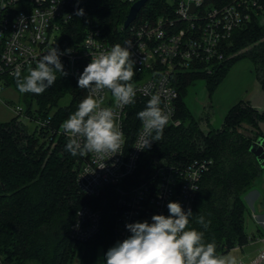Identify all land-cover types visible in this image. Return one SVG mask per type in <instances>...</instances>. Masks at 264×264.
<instances>
[{"label": "trees", "instance_id": "1", "mask_svg": "<svg viewBox=\"0 0 264 264\" xmlns=\"http://www.w3.org/2000/svg\"><path fill=\"white\" fill-rule=\"evenodd\" d=\"M163 5V0H150L141 13L158 14ZM81 8L85 16L78 17L75 26L82 33L93 24L114 34L129 13L125 0H85ZM227 53L228 58L212 74L197 69L177 73L176 118L180 124L169 122L163 139L142 153L135 175L139 179L152 174L159 165L205 160L208 169L200 183L190 227L205 231V240L215 242L218 254L250 240L245 230L248 206L244 194L264 173L250 150L263 136L264 109L240 101L230 108L221 128H213L209 118L204 128L186 97L199 79L207 82L212 93L230 66L243 58L253 63L264 90V18L256 17L236 29ZM64 70L67 75L57 73L55 84L43 94L21 93L25 115L31 120L50 118L47 125L36 124V130L30 132L21 117L0 121V264H73L76 259L77 264H94L99 248L105 254L116 243L110 202L99 203L103 223L95 236L79 242L70 234L78 209L91 200L77 185L78 171L87 157H74L65 151L67 137L60 126L77 109L87 90L80 89L78 79ZM27 74L28 70L21 76ZM6 85L17 89L16 76L7 77ZM66 97L70 100L64 104ZM141 110L138 103L131 106L134 133L140 127L137 113ZM197 216L210 222L207 230L196 223Z\"/></svg>", "mask_w": 264, "mask_h": 264}, {"label": "built area", "instance_id": "2", "mask_svg": "<svg viewBox=\"0 0 264 264\" xmlns=\"http://www.w3.org/2000/svg\"><path fill=\"white\" fill-rule=\"evenodd\" d=\"M84 1L0 0V91L7 77L15 76L17 70L21 74L34 68L39 57L53 45L64 53L60 57L63 66L78 79L90 63V54L115 44L124 46L130 41L132 59L136 62L135 103L143 110L150 99L142 90L161 93L172 113L170 122L178 125L177 73L194 69L214 73L228 58V45L235 30L256 17L264 18V0H163L160 13H141L149 0L128 27L123 22L114 34L93 24H88L82 33L75 26L78 20L75 12ZM125 1L131 8L139 0ZM104 104L119 112L118 123L126 142L121 154L105 161L97 160L92 154L85 155L77 185L91 202L78 209L70 227L71 236L79 242L88 241L100 231L103 207L99 203L113 204L116 242L131 234L125 227L127 223L145 220L151 223L154 214L168 215L169 202H180L185 211L192 210L208 169L205 160H194L184 165H159L152 174L135 178L144 152L135 148L141 121L134 133L133 104L116 108L107 90ZM12 109L18 117L30 119L24 106L16 105ZM34 121L45 126L50 118Z\"/></svg>", "mask_w": 264, "mask_h": 264}, {"label": "clouds", "instance_id": "3", "mask_svg": "<svg viewBox=\"0 0 264 264\" xmlns=\"http://www.w3.org/2000/svg\"><path fill=\"white\" fill-rule=\"evenodd\" d=\"M75 15L85 16L84 9H77ZM19 23L24 24L23 17ZM130 48L129 41L124 46L115 44L110 49L90 54V63L78 77V87L87 90V95L60 126L67 137L65 151L72 156L92 154L97 160L105 161L121 154L126 138L118 123L119 112L105 106L104 93L107 90L111 94L118 109L135 103L136 62ZM62 55L64 53L53 45L27 75L21 76L17 70L18 91L41 95L55 84L57 73L67 75L60 59ZM142 91L150 99L137 113L142 129L135 148L145 151L153 142L163 139L172 113L161 93ZM167 209L168 215L154 214L151 223L147 220L127 223L125 227L131 234L106 251L105 264H236L234 258L217 253L215 242L205 240V231L190 227L193 217L190 208L185 211L180 202H169ZM196 223L207 230L210 222L197 216Z\"/></svg>", "mask_w": 264, "mask_h": 264}, {"label": "rangeland", "instance_id": "4", "mask_svg": "<svg viewBox=\"0 0 264 264\" xmlns=\"http://www.w3.org/2000/svg\"><path fill=\"white\" fill-rule=\"evenodd\" d=\"M69 100L70 97H66L62 103L65 104ZM240 101L251 102L259 109H264V90L257 79L254 65L248 58L240 59L231 65L212 93L209 90L207 82L199 79L190 87L186 97V103L193 114L199 119L202 118V126L204 128H207L208 125L207 118L210 119L213 128H221L230 108ZM16 105L26 107L23 95L14 86L5 85L0 91L1 122L7 123L17 118L16 113L12 109ZM21 120L27 125L30 132L36 130V122L34 120L25 116H22ZM261 130L264 136V122L261 123ZM253 210H255L254 213L260 214L259 211L257 212L256 207H253L250 210L251 212L246 213L245 230L250 239L247 244L252 242L251 238L253 234L257 235L259 233V227H262L261 229L264 232V227L258 225L256 223L257 219L252 217L254 216ZM263 242L251 244L253 245L251 249H254V252L249 259L239 256V252H242L241 248L233 249L228 253L220 255L234 258L236 264H253V262L256 264L255 261L261 255H264ZM104 256L103 248H99L94 264H105ZM77 261L78 259L73 264H77Z\"/></svg>", "mask_w": 264, "mask_h": 264}, {"label": "crops", "instance_id": "5", "mask_svg": "<svg viewBox=\"0 0 264 264\" xmlns=\"http://www.w3.org/2000/svg\"><path fill=\"white\" fill-rule=\"evenodd\" d=\"M244 199L247 203L248 206V212H251L250 210L253 209V207L257 208V212L259 211L260 214L254 213L255 210H253V215L252 217H255L256 223L258 225L264 227V173L260 175L256 180L254 187L248 191L246 194H244ZM262 227H259L258 231L259 233L253 234L252 242L249 244H246L241 247H236L234 249L241 248L242 252H239V256L242 258L249 259L250 256H252L254 249L252 250L251 248L253 247L254 243H261L264 241V232L261 229ZM260 240H262L260 242ZM264 243V242H263ZM256 264H263L264 263V255H261L256 261ZM253 264H255L253 262Z\"/></svg>", "mask_w": 264, "mask_h": 264}, {"label": "water", "instance_id": "6", "mask_svg": "<svg viewBox=\"0 0 264 264\" xmlns=\"http://www.w3.org/2000/svg\"><path fill=\"white\" fill-rule=\"evenodd\" d=\"M148 1L149 0H139L131 6L124 22L125 27H128L137 18L138 14L145 7ZM250 150L255 154L259 163L264 168V136H260L256 141H254Z\"/></svg>", "mask_w": 264, "mask_h": 264}]
</instances>
